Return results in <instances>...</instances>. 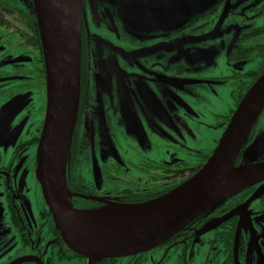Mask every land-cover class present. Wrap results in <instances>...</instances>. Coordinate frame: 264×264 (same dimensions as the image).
Here are the masks:
<instances>
[{
    "label": "flooded vegetation",
    "instance_id": "obj_1",
    "mask_svg": "<svg viewBox=\"0 0 264 264\" xmlns=\"http://www.w3.org/2000/svg\"><path fill=\"white\" fill-rule=\"evenodd\" d=\"M148 1L154 2V7L160 4V9L166 3V0ZM235 2L238 0H234L231 5L227 3L228 22L221 32L222 35L232 33L233 37L235 36L230 49V61H242L254 55L259 59V63L252 70L235 71V76L239 79L234 88V107L229 108L228 114L222 115L226 120L222 122L223 129L246 91L264 74V0L240 2L238 6ZM120 3V0H82L79 97L66 161V185L71 192L70 201L76 209H95L111 202L138 203L160 196L193 175L213 151L210 150L200 161L194 163L177 158L175 153H170L166 159H155L153 162L141 156L138 160H132L131 170L128 172L138 175L134 178L125 173L127 183L122 188L111 185L118 178L112 177L108 172L103 177L97 175L98 161L107 162L106 165L111 168L107 171L113 170L112 174H120L122 161L114 160L115 157L109 155L114 152L112 139L106 131V127H109L113 132H117L114 130H118L120 125L118 118L105 125L103 111L96 115L94 121L90 117L89 100L92 96L93 100L99 99L100 94L105 91L103 89L113 78V70L109 66L105 67L112 64L111 61L105 60L101 66L95 67L100 63L98 59L105 56L103 51L109 52L108 47L104 46L103 42H95L92 45L91 40L101 38L102 34L111 37L110 33L117 32L122 34L125 41L131 43L130 46L135 44L136 37L131 34L132 30L137 29L133 24L136 21L135 16H130V13L120 14ZM224 3L225 0L221 2L223 7ZM154 9L149 10L150 22L158 21L157 17L162 14ZM37 11V0H0V100L9 94L33 97L37 90L43 104H46L44 60ZM160 27L164 29L165 25ZM158 37L161 38L160 35L154 38L159 42L144 49L151 51L155 46L161 45L163 42ZM145 40L144 37L140 41ZM144 49L136 48L135 55L139 58L133 57L129 60L130 68L133 69V82L125 81L122 84L124 88L125 84L129 85L127 107L124 99L122 108L117 104V111H114L119 117V113L127 108L133 127L138 121L136 108L139 116H158L155 111L149 112L151 101L146 99L144 86L145 79L152 74L151 70L156 62L150 53L144 54ZM8 50H16L17 53L11 57ZM96 54L98 58H95ZM5 67L8 69L5 70ZM116 68L118 75H122L121 70L125 69H120L118 63ZM263 110L264 108L251 126L249 135L234 160V166L241 164L243 147L253 139L258 118ZM44 112L45 105L42 112L40 110L39 114L37 113L36 120L29 124V138H22L21 142L15 141L13 156L21 158V153L25 150L34 146L37 148ZM19 114H15V117ZM18 125L17 122L15 126ZM170 125L177 126L174 123ZM118 135L120 134L112 135L113 141H117ZM145 149L141 146L139 148L141 151ZM15 157L9 162H2L0 158V205L4 204L9 210L10 230L14 233L12 236L20 241V252L7 257L0 252V264H89L85 257L73 252L63 241L45 204L38 180V196L42 199V206L38 209L36 219L19 211L16 197L21 195L22 190H28L25 184L22 188L17 185L18 176L14 174ZM34 165L36 168V156ZM125 170L123 168V171ZM105 178L108 184L102 187ZM248 201L252 202L251 211L264 210V180L248 184L227 195L210 211L190 221L165 241L148 250L127 256L104 257L96 260L94 264H264V240L260 241L264 230L260 222L252 221L245 212L243 204ZM204 227L207 231L199 235ZM238 230H241L242 236L236 240ZM199 244L201 254H198ZM248 251L255 262L248 260Z\"/></svg>",
    "mask_w": 264,
    "mask_h": 264
},
{
    "label": "rangeland",
    "instance_id": "obj_2",
    "mask_svg": "<svg viewBox=\"0 0 264 264\" xmlns=\"http://www.w3.org/2000/svg\"><path fill=\"white\" fill-rule=\"evenodd\" d=\"M48 1L43 0V3ZM120 1V14L130 13V16H135L136 21L133 24L137 29L132 30L131 34L135 35L136 41L134 40L135 44L130 46L131 43L125 41L122 34L117 32L110 33L111 37H105L102 34L101 38L98 37L101 42L98 39L91 40L92 45L95 42L100 44L103 42V45L108 47L109 52L103 51L105 56L98 59L100 63L95 64V67L101 66L105 60L111 61L112 64L105 67L109 66L113 70V78L103 89L105 91L100 94L99 99L93 100L92 96L89 101L91 102V120L94 121L96 115L103 111L102 118L105 125H108V122H114L117 118L120 123L118 130H114L117 132L106 127L112 139L111 145L114 152L109 155H113L114 160L122 161L120 174H112L113 170L107 171L108 168L111 169L110 166L106 165L107 162L100 161L97 163L99 169L96 171L101 177L108 172L112 177L118 178L111 185L122 188L127 183L124 174L130 172L132 160H138L141 156L153 162L155 159H166L170 153H175L177 158L194 163L213 150L217 145L216 140L218 142L224 130L222 122L226 120L222 115L228 114L229 108L234 107V88L239 79L235 76V71L252 70L258 66L259 59L253 55L242 61H230V49L234 44L235 36L233 37L232 33L222 35L221 32L228 22L226 21L227 3L231 5L230 3L234 0H225V7L221 4L223 0H166L162 9L160 4L154 7V2L148 0ZM250 1L238 0L235 4L238 6L240 2ZM152 9L162 12L157 17L158 21L150 22L149 10ZM237 24L240 23L237 22ZM160 25H165L164 29ZM159 35L161 36V38L158 37L159 40L163 42L161 45L155 46L151 51L144 49L159 42L157 38H154ZM142 36L145 37V41H140L144 38ZM136 48L144 49V54L150 53L155 58L156 63L151 70L152 74L147 76L144 86L146 99L151 101L149 112L155 111V115L158 116L157 118L151 114L146 117L143 114L139 116L136 108L135 115L138 121L133 127L127 108L119 113V117L114 111H117L118 106L122 108L124 99L127 107L129 85L125 84L124 88L122 84L125 81L133 82V69L130 68L129 60L136 57ZM16 53V50H8L11 57ZM95 58H98V54ZM136 58H139L138 55ZM116 63L119 68L125 69L121 70L122 75H118ZM35 93L33 97L9 94L0 100V158L2 162H6L5 160L9 162L15 157L13 156L15 141L21 142L22 138L24 140L29 138L27 137L29 124L36 120L37 113L39 114L40 110L42 112L46 105L40 99L39 92L36 90ZM17 113L20 114L15 117ZM17 122L19 125L16 127ZM170 123L177 126L172 127ZM115 134H120L116 142L113 141L112 136ZM140 146L146 149L141 151ZM35 155L36 147L34 146L21 153V158L15 157L14 174L18 176L17 185L22 188L25 184L28 190V192L22 190L21 195L16 197L18 209L21 213L36 219L38 209L42 206V199L38 196L40 194L34 173ZM240 161V165L264 162V110L258 118L253 139L243 147ZM123 168L126 170L123 171ZM136 168L139 169V166L136 165ZM128 174L134 178L138 175ZM107 184L108 180L105 178L102 187ZM252 202L258 208L256 202L253 200ZM252 202L244 203L243 208L249 219L260 222L264 230V210L251 211ZM9 220V210L4 207V204L0 205V252L4 257L14 256L20 252V241L12 236L14 233L10 230ZM206 231V227L202 228L199 235H203ZM241 236V230H238L236 240H239ZM261 240H264V236ZM198 254H201L200 244ZM248 260L252 261L250 251H248ZM193 264L196 263L193 262Z\"/></svg>",
    "mask_w": 264,
    "mask_h": 264
},
{
    "label": "water",
    "instance_id": "obj_3",
    "mask_svg": "<svg viewBox=\"0 0 264 264\" xmlns=\"http://www.w3.org/2000/svg\"><path fill=\"white\" fill-rule=\"evenodd\" d=\"M49 6L44 20L39 8L37 11L46 105L35 174L55 226L73 252L94 264L104 257L148 250L227 195L264 180V162L234 166L251 126L264 108L263 74L237 104L211 155L189 178L147 201L104 205L134 209L124 221L92 219L91 211L97 208H74L66 185V161L79 97L82 0H51ZM78 212L85 213L77 218Z\"/></svg>",
    "mask_w": 264,
    "mask_h": 264
},
{
    "label": "bare ground",
    "instance_id": "obj_4",
    "mask_svg": "<svg viewBox=\"0 0 264 264\" xmlns=\"http://www.w3.org/2000/svg\"><path fill=\"white\" fill-rule=\"evenodd\" d=\"M37 2H38L39 11L41 12V18H42V20H44L45 19L44 18L45 9H48L50 7L49 5L51 3V0L49 3L48 2L43 3V0H37ZM132 212H134V209L129 208V207H112V206H104V205H103V207L97 208V210L91 211L92 219H96V220H105L106 219L108 221L114 220L117 222H118L117 219L124 221L125 219H127L129 217L126 215H129ZM83 213H85V212H78L77 218H80V215Z\"/></svg>",
    "mask_w": 264,
    "mask_h": 264
},
{
    "label": "trees",
    "instance_id": "obj_5",
    "mask_svg": "<svg viewBox=\"0 0 264 264\" xmlns=\"http://www.w3.org/2000/svg\"><path fill=\"white\" fill-rule=\"evenodd\" d=\"M249 135V132H248V134H247V136ZM247 136H246V139H247ZM245 139V140H246ZM239 190V189H238ZM237 191V190H236ZM235 192V191H234ZM233 193V192H232ZM213 207H211V208H208V209H206L205 211H203L202 213H200L199 215H197L195 218H193L191 221H193V220H195L198 216H200V215H202V214H204V213H207L208 211H210L211 209H212Z\"/></svg>",
    "mask_w": 264,
    "mask_h": 264
}]
</instances>
